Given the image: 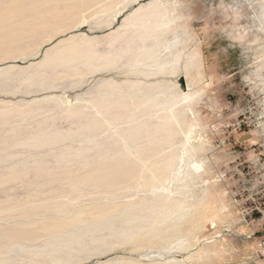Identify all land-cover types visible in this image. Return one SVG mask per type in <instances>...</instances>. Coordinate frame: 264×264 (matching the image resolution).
I'll return each mask as SVG.
<instances>
[{
    "label": "rangeland",
    "instance_id": "1",
    "mask_svg": "<svg viewBox=\"0 0 264 264\" xmlns=\"http://www.w3.org/2000/svg\"><path fill=\"white\" fill-rule=\"evenodd\" d=\"M0 264H264V0H0Z\"/></svg>",
    "mask_w": 264,
    "mask_h": 264
}]
</instances>
